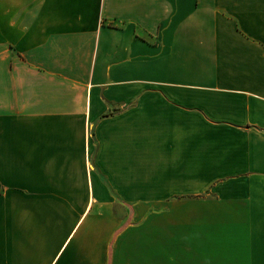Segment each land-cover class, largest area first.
Returning <instances> with one entry per match:
<instances>
[{
    "label": "crops",
    "instance_id": "1",
    "mask_svg": "<svg viewBox=\"0 0 264 264\" xmlns=\"http://www.w3.org/2000/svg\"><path fill=\"white\" fill-rule=\"evenodd\" d=\"M0 264H264V0H0Z\"/></svg>",
    "mask_w": 264,
    "mask_h": 264
}]
</instances>
